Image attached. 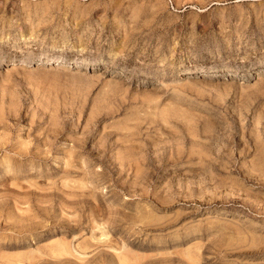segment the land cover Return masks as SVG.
<instances>
[{"label":"rangeland","instance_id":"1","mask_svg":"<svg viewBox=\"0 0 264 264\" xmlns=\"http://www.w3.org/2000/svg\"><path fill=\"white\" fill-rule=\"evenodd\" d=\"M0 264H264V0H0Z\"/></svg>","mask_w":264,"mask_h":264},{"label":"bare ground","instance_id":"2","mask_svg":"<svg viewBox=\"0 0 264 264\" xmlns=\"http://www.w3.org/2000/svg\"><path fill=\"white\" fill-rule=\"evenodd\" d=\"M51 63V62H50ZM63 67V66H62ZM60 246V245H59ZM67 248V247H66ZM59 250V249H58ZM61 252V251H60ZM61 255V254H60ZM38 257H39V255H38ZM28 258V257H27ZM37 258V257H36ZM53 258V257H52Z\"/></svg>","mask_w":264,"mask_h":264}]
</instances>
